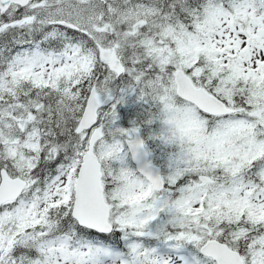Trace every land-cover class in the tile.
<instances>
[{
	"label": "snow or ice",
	"instance_id": "1",
	"mask_svg": "<svg viewBox=\"0 0 264 264\" xmlns=\"http://www.w3.org/2000/svg\"><path fill=\"white\" fill-rule=\"evenodd\" d=\"M0 264H264V0H0Z\"/></svg>",
	"mask_w": 264,
	"mask_h": 264
}]
</instances>
